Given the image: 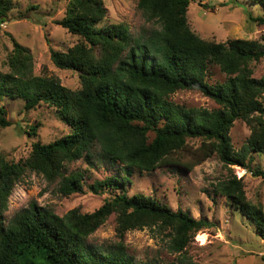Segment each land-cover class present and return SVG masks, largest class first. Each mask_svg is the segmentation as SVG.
Instances as JSON below:
<instances>
[{
	"label": "trees",
	"instance_id": "1",
	"mask_svg": "<svg viewBox=\"0 0 264 264\" xmlns=\"http://www.w3.org/2000/svg\"><path fill=\"white\" fill-rule=\"evenodd\" d=\"M191 2L138 0V9L154 27L134 36L124 23H107L103 0H70L64 18L56 23L78 41L68 50L51 48L50 57L57 68L78 74L80 86L75 89L57 76L34 73V55L12 39L9 71H0V98L22 99L26 110L49 105L69 132L49 143L33 142L28 157L18 161L0 152V264H38L34 258L39 254L46 264H134L125 252L124 237L145 228H157L169 239V248L183 254L212 223L151 196L130 195L127 186L134 169L144 173L172 165L192 170L213 154L230 173L215 185V192L240 209L264 239V209L248 198L244 179L231 168L264 177V170L252 166L253 154H264V76L254 77L251 68L264 58V44L202 37L188 21ZM249 2L264 8V0ZM235 4L254 23L264 25V15L254 16L238 0ZM13 5L12 0H0V22H6ZM214 68L223 81L212 80ZM179 90L199 91L218 107L175 103L170 97ZM237 119L246 122L250 135L236 151L230 131ZM10 125L0 105V127ZM38 126H30L32 132L27 133L36 136ZM189 139L201 141L192 161L183 159ZM95 149L102 159L121 165L124 174L87 184L85 171L67 173V164L79 160L95 167ZM28 172L57 183L62 195L88 191L110 192L111 197L93 212L74 208L63 216L31 203L7 222L9 198ZM112 214L117 215L116 250L102 253L87 246L86 239Z\"/></svg>",
	"mask_w": 264,
	"mask_h": 264
},
{
	"label": "rangeland",
	"instance_id": "2",
	"mask_svg": "<svg viewBox=\"0 0 264 264\" xmlns=\"http://www.w3.org/2000/svg\"><path fill=\"white\" fill-rule=\"evenodd\" d=\"M13 8L7 13L6 22H0V71L8 72V59L14 49L13 38L26 46L34 55V73L54 75L63 85L75 89L80 86L76 72L62 70L52 62L51 48L68 50L78 38L69 33L56 21L64 18L70 0H12ZM107 10V23H124L132 35L148 33L154 26L148 22L138 9V0H103ZM254 16L264 15V8L238 0ZM236 0H192L188 21L196 33L204 38L228 41L235 38L262 40L264 25L254 23L243 10L235 4ZM253 76H264V58L251 64ZM213 81H223L225 77L218 68L212 69ZM170 99L187 107L214 109L216 102L199 91L179 90ZM0 105L8 112L12 125L0 127V152L9 160L27 158L32 143H49L69 132V128L56 114L53 107L42 104L35 109L26 110L25 101L1 97ZM39 123L37 135L31 136L30 126ZM250 135V128L241 119H237L230 131L232 144L237 151ZM201 144L199 139H189L184 160H195V150ZM253 168L264 170V154H253ZM93 162L89 166L86 160L67 164V173L85 171L87 184L109 175L122 176L123 167L111 164L94 150ZM190 161V162H191ZM232 173L243 178L248 198L264 209V177L254 176L239 166H232ZM229 170L217 154L196 164L192 170L180 166H162L151 172L140 173L134 169L132 183L127 186L130 195L151 196L166 203L173 210L182 209L196 219H205L212 223L210 228L198 232L183 254L173 252L169 239L157 228L130 230L124 237L125 252L134 264H181L193 261L195 264H264V239L259 235L254 223L244 213L232 207L228 200L215 192V185L229 176ZM118 193L119 190H115ZM113 192V193H114ZM111 197L107 192L95 195H62L58 184L47 181L41 175L28 172L14 188L9 198V208L5 219L9 222L22 209L31 203L39 207L52 209L59 216L78 208L84 213L93 212ZM117 215L112 214L96 232L91 234L85 244L98 252L116 250L119 238L116 233ZM38 264H46L39 254L34 258Z\"/></svg>",
	"mask_w": 264,
	"mask_h": 264
}]
</instances>
